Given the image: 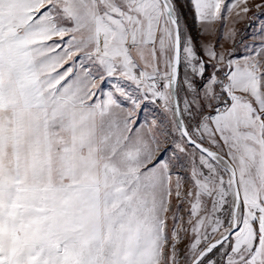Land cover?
Masks as SVG:
<instances>
[{"label": "snow or ice", "instance_id": "obj_1", "mask_svg": "<svg viewBox=\"0 0 264 264\" xmlns=\"http://www.w3.org/2000/svg\"><path fill=\"white\" fill-rule=\"evenodd\" d=\"M248 5L0 0V264H264Z\"/></svg>", "mask_w": 264, "mask_h": 264}, {"label": "rangeland", "instance_id": "obj_2", "mask_svg": "<svg viewBox=\"0 0 264 264\" xmlns=\"http://www.w3.org/2000/svg\"><path fill=\"white\" fill-rule=\"evenodd\" d=\"M264 3V0H249V8L251 9L246 18L241 19L236 25L239 33L237 40L244 38L246 41L251 42V37L254 32H258L260 26L264 24V7L257 9L256 5ZM178 7L184 14L185 23L192 27V14L187 6V0H178ZM195 35V32H193Z\"/></svg>", "mask_w": 264, "mask_h": 264}]
</instances>
